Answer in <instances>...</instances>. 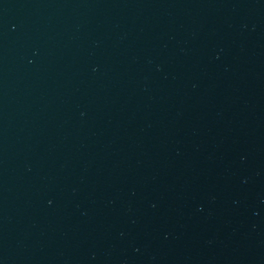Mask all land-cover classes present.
Listing matches in <instances>:
<instances>
[{
	"label": "water",
	"instance_id": "95a60500",
	"mask_svg": "<svg viewBox=\"0 0 264 264\" xmlns=\"http://www.w3.org/2000/svg\"><path fill=\"white\" fill-rule=\"evenodd\" d=\"M0 264H264V0H0Z\"/></svg>",
	"mask_w": 264,
	"mask_h": 264
}]
</instances>
